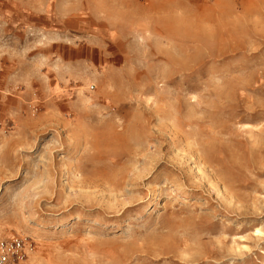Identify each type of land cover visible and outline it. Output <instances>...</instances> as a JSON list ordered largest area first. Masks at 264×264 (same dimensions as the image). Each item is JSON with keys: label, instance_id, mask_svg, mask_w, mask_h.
Here are the masks:
<instances>
[{"label": "rangeland", "instance_id": "374dc122", "mask_svg": "<svg viewBox=\"0 0 264 264\" xmlns=\"http://www.w3.org/2000/svg\"><path fill=\"white\" fill-rule=\"evenodd\" d=\"M22 264H264V0H0V240Z\"/></svg>", "mask_w": 264, "mask_h": 264}, {"label": "built area", "instance_id": "2783aa9c", "mask_svg": "<svg viewBox=\"0 0 264 264\" xmlns=\"http://www.w3.org/2000/svg\"><path fill=\"white\" fill-rule=\"evenodd\" d=\"M28 238L14 236L0 240V264H22L29 256Z\"/></svg>", "mask_w": 264, "mask_h": 264}, {"label": "bare ground", "instance_id": "6f19581e", "mask_svg": "<svg viewBox=\"0 0 264 264\" xmlns=\"http://www.w3.org/2000/svg\"><path fill=\"white\" fill-rule=\"evenodd\" d=\"M24 263V262H23Z\"/></svg>", "mask_w": 264, "mask_h": 264}]
</instances>
